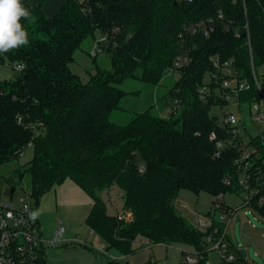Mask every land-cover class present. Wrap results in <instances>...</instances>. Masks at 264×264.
Returning a JSON list of instances; mask_svg holds the SVG:
<instances>
[{
    "label": "trees",
    "instance_id": "obj_1",
    "mask_svg": "<svg viewBox=\"0 0 264 264\" xmlns=\"http://www.w3.org/2000/svg\"><path fill=\"white\" fill-rule=\"evenodd\" d=\"M30 12V19L21 20L29 44L0 54V63L7 57L24 65L17 77L0 79V165L18 158L30 144L34 156L26 171L33 197L39 200L73 177L93 197L90 229L109 247L129 255L138 249L134 242L145 237L153 244L191 245L194 264H209L206 232L187 220L176 199L182 189L214 198L241 190L234 161L246 137H236V145H226L215 156L216 140L210 134L227 139L231 133L212 107L226 102L202 100L199 88L213 70L212 58L219 55L233 59L241 78L251 83L236 101L240 110L243 104L261 101L254 70L264 65V0H64L52 16L41 5ZM208 18L214 19L209 35L198 29L180 36L185 26ZM106 33L110 38L104 51L111 68L97 66L83 81L70 67L75 52L86 38L94 43ZM183 43L192 59L183 69H174ZM169 72L180 77L169 91L173 105L167 115L149 108L127 124L111 120L112 111L130 93L119 87L126 79L158 85ZM240 124L245 127L244 118ZM263 135L264 130L248 138L255 147V165L264 163ZM113 183L124 191L122 213H109L96 193ZM261 197L264 186L254 199L264 217ZM231 245L238 254L221 264H254L245 250ZM145 264H153L152 259Z\"/></svg>",
    "mask_w": 264,
    "mask_h": 264
},
{
    "label": "rangeland",
    "instance_id": "obj_2",
    "mask_svg": "<svg viewBox=\"0 0 264 264\" xmlns=\"http://www.w3.org/2000/svg\"><path fill=\"white\" fill-rule=\"evenodd\" d=\"M92 47L93 39L86 38L75 52V61L70 64L71 69L78 73L83 81H88L91 74L97 72V66L111 68L108 53L102 51L93 56ZM20 71L7 57L0 63V79H13L21 73ZM255 72V81L257 79L256 84L260 86L257 87L262 94L261 104L264 106V65L256 68ZM179 77V72H169L158 85L140 79H126L119 87L130 93L121 100V108L112 111L111 120L127 124L136 113L149 108L154 113L162 108V114L167 115L173 105L169 91ZM210 78L211 74L208 72L205 83H209ZM225 108L235 112L239 118L245 119L248 138L263 131L262 123L255 119L251 105L243 104L240 110L237 102H229ZM223 111L220 105L212 107V112L219 116ZM33 156L34 148L29 144L18 158L0 165V203L22 204L29 201L34 204L38 213L35 232L44 241L47 264H145L150 259L153 264H182L185 256L183 250L195 256L191 252L193 250L191 245L148 246L149 240L145 237L144 245L135 243L138 249L129 255L117 247H109L107 240L100 233L91 232L87 217L92 209L93 197L73 177L63 179L39 200L30 194L31 175L26 168ZM96 193L106 201L108 212H123L124 191L117 183L99 188ZM245 195L243 189L225 194L228 207H239L225 242L230 253L238 254L237 250L232 249L233 243L237 249L245 250L254 264H264V217L255 212L245 214V210H249L241 207ZM213 199L214 197L207 192L197 194L192 190L182 189L176 199V206L191 224L202 229L200 218L208 217ZM216 214L218 215L219 211H216ZM61 227L66 231L56 239V231ZM52 240L55 242L52 243ZM206 248L209 264L223 262L221 252L213 249L207 240Z\"/></svg>",
    "mask_w": 264,
    "mask_h": 264
},
{
    "label": "built area",
    "instance_id": "obj_3",
    "mask_svg": "<svg viewBox=\"0 0 264 264\" xmlns=\"http://www.w3.org/2000/svg\"><path fill=\"white\" fill-rule=\"evenodd\" d=\"M178 1L190 2L193 0ZM219 16L223 17L221 10L219 11ZM245 26L248 32V44L251 45L248 23ZM198 29L204 30V33L209 35L214 29V19L208 18V20H202L195 24L191 23L185 26L180 36L183 37L190 32L195 33ZM116 31H118L117 28L114 29V32ZM237 35L240 36L239 33ZM109 38L108 33L99 35L93 43L91 54L96 56L104 51V47L109 44ZM183 48V52L176 57L174 69H183L192 59L189 54L190 49L184 43ZM212 63L213 70L210 73V82H204L199 88V95L202 100L207 101L211 97L214 100L222 99L226 103L236 102L241 91L251 88V83L241 78L233 59L224 60L221 56L216 55L212 58ZM16 67L22 70L24 65L17 64ZM254 77H256L255 70ZM257 86L260 88L258 83ZM178 104L176 100L175 106L177 107ZM225 105L222 106L224 111L220 120L224 125L229 126L231 136L227 139H218L214 131L210 134V138L216 140L215 156H220L222 149L226 145H236V137H246L245 141L240 142L243 150L234 161L240 173L239 183L241 189L246 192L241 207L249 209L248 211L245 210V214L247 212H255L261 215L254 206V199L255 195L264 186V163L255 165L252 157L255 147L248 143L247 135H249V132L246 131V125L245 127L241 126L239 116L235 112L227 110ZM252 109L255 112V119L262 123L264 130V106L261 101L253 102ZM140 169H143V166ZM263 201L264 198L261 197L258 203ZM211 208L208 217L200 218L202 229L206 232V240L213 249H218L221 252L223 259L232 261L235 255L230 253L225 240L239 207H228L225 201V194L221 192L215 196ZM216 211H219L218 215ZM248 222L251 223L250 220ZM37 225V209L31 202L27 201L22 204L0 203V264H43L44 241L35 232ZM65 231L64 227L59 228L56 231V239ZM55 240L51 242L54 243ZM184 255L182 264L195 263L197 260L190 253Z\"/></svg>",
    "mask_w": 264,
    "mask_h": 264
},
{
    "label": "clouds",
    "instance_id": "obj_4",
    "mask_svg": "<svg viewBox=\"0 0 264 264\" xmlns=\"http://www.w3.org/2000/svg\"><path fill=\"white\" fill-rule=\"evenodd\" d=\"M31 15L22 0H0V54L29 44V34L21 20H28Z\"/></svg>",
    "mask_w": 264,
    "mask_h": 264
},
{
    "label": "crops",
    "instance_id": "obj_5",
    "mask_svg": "<svg viewBox=\"0 0 264 264\" xmlns=\"http://www.w3.org/2000/svg\"><path fill=\"white\" fill-rule=\"evenodd\" d=\"M63 2H64V0H22V4L25 7H27L30 11H31L33 5H41L44 13L48 16L54 15L59 10V8L63 4ZM160 110L162 113V108H160ZM225 201L227 202V200H225ZM107 210H108V207H107ZM117 213H122V212H117ZM111 214H116V213H111ZM91 232H93V231L91 230ZM143 240H144L143 237L139 238L138 240H136L134 242V246H135V243L140 244V245H144ZM147 245L153 246L154 244L149 241L147 243ZM43 256H44V264H47V261L45 258V247H44V255Z\"/></svg>",
    "mask_w": 264,
    "mask_h": 264
},
{
    "label": "water",
    "instance_id": "obj_6",
    "mask_svg": "<svg viewBox=\"0 0 264 264\" xmlns=\"http://www.w3.org/2000/svg\"><path fill=\"white\" fill-rule=\"evenodd\" d=\"M262 140H263V142H264V135H263V137H262Z\"/></svg>",
    "mask_w": 264,
    "mask_h": 264
}]
</instances>
